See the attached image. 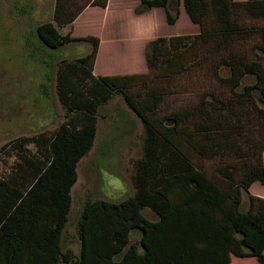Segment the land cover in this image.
<instances>
[{"label":"trees","instance_id":"1","mask_svg":"<svg viewBox=\"0 0 264 264\" xmlns=\"http://www.w3.org/2000/svg\"><path fill=\"white\" fill-rule=\"evenodd\" d=\"M108 1L56 0L53 21L36 29L49 48L85 42L91 50L56 67L66 121L49 137L0 149L18 157L16 168L0 176V264H264V198L250 192L254 183L264 185V56L243 49L257 38L264 55V0H140L136 15L162 7L169 25L183 2L200 32L151 41L146 60L153 75L97 77L100 39L74 37L72 29L85 9L106 8ZM65 27L71 30L62 35ZM193 69L206 71L216 87L191 109L160 117L159 80ZM115 95L145 131L142 157L134 162L136 193L86 201L75 256L64 249L72 189L80 161L94 146L100 111ZM257 126L259 140L250 133ZM30 144H43L44 153L33 156ZM213 159L223 164L209 175L203 163ZM147 208L156 221L145 216Z\"/></svg>","mask_w":264,"mask_h":264},{"label":"rangeland","instance_id":"2","mask_svg":"<svg viewBox=\"0 0 264 264\" xmlns=\"http://www.w3.org/2000/svg\"><path fill=\"white\" fill-rule=\"evenodd\" d=\"M34 1L0 0V149L8 142L26 137L39 138L44 133L49 137L66 121L67 112L57 94L56 67L60 63L75 61L91 50V45L85 42L71 43L59 49L45 46L37 36L36 29L43 23L53 21L51 5L31 4ZM132 1H120L121 10L109 23H106L104 12L98 9L93 10V16L84 17L77 26L78 36L96 35L103 39L98 73L136 66L138 71L143 70L142 74L153 75L143 57L145 36L152 37L156 33L170 36L177 32H192L195 28L186 16L180 18L177 26L166 23L164 17L156 22L152 17L140 20L129 9ZM158 12L163 11L158 9ZM248 21L256 25L261 23ZM69 31V27L59 28L62 35H67ZM156 38L149 40L146 48ZM121 40L125 45L123 50ZM257 40L250 41L243 49L262 59L264 55L255 47ZM158 85L164 95L160 117L191 109L210 88L216 87L211 76L200 69L186 71L169 80H159ZM100 114L95 149L79 165V179L72 191L70 221L64 234V249L71 250L75 256L80 254L77 221L86 201L109 200L110 197L124 199V196L120 197L122 186L119 182L122 181L125 190H131L132 194L131 178L136 173L133 160L141 158L143 153V125L121 95H115ZM261 131L257 126L250 133L259 140ZM9 150L0 154V176L3 177L16 168L18 160L15 152L9 155ZM27 150L33 156L44 153L43 144L27 145ZM100 154L105 155L103 160L98 159ZM227 162L238 163L234 158H229ZM222 164L218 159L203 163L209 175ZM253 191L264 196V186L259 183ZM134 237L138 238L139 234Z\"/></svg>","mask_w":264,"mask_h":264},{"label":"crops","instance_id":"3","mask_svg":"<svg viewBox=\"0 0 264 264\" xmlns=\"http://www.w3.org/2000/svg\"><path fill=\"white\" fill-rule=\"evenodd\" d=\"M120 1H122V0H109L108 1V6L106 7V8H101V7H88L87 9H85L83 12H82V14L78 17V19L74 22V24H73V29H72V36H74V37H82V36H78L77 34H76V29H77V26H78V24L79 23H81V21H82V19L84 18V17H86L87 15L88 16H93V10H101V11H103L104 12V16L106 17V23H109L111 20H114L113 19V16H115L116 17V15L118 14V12L121 10V5L119 4V2ZM235 1H237V2H246V1H248V0H235ZM139 3H140V0H133L132 1V4L129 6V9H131V13H133V16H135V17H137V18H139L140 20H142V19H144V18H147V17H152L153 19V22H156L155 20H158L159 18H162V17H164V19H165V22L167 23V17H166V11H165V9L164 8H162V7H156V8H153L150 12H148V13H146V14H143V15H136L135 14V12H134V10H135V7L137 6V5H139ZM31 4H39V5H43V6H46L47 4L48 5H51V8H50V15L51 16H53L54 15V9H55V4H56V0H35L34 2H32ZM158 9H159V11H163L162 13H160V12H158ZM130 11V10H129ZM95 12V11H94ZM116 14V15H115ZM182 16H186L188 19H189V21L191 22V23H193L192 21H191V19H190V17H189V15L187 14V12H186V10H185V7H184V4H183V2L181 3V5H180V15H179V18H178V20H177V22H176V24H174L173 26H177V24L179 23V21H180V18L182 17ZM193 26L195 27L194 28V30L192 31V32H182V33H173V34H171L170 36L169 35H164V36H161L162 34H160V33H156V35L155 34H153L152 35V37H146L145 36V38H146V40H145V44H144V47H143V57H144V60H145V65H146V55H145V48H146V44L148 43V41L149 40H152V39H154V37L156 36V37H171V36H178V35H195V34H198L199 32H200V27L197 25V24H194L193 23ZM63 29H67V27H65V28H63ZM69 29H70V27H69ZM71 30V29H70ZM88 36H95V37H97L96 35H88ZM154 36V37H153ZM84 37H86V36H84ZM99 38V37H98ZM100 39V38H99ZM102 45H103V39L101 38L100 39V47H99V51H98V56H97V59H96V63H95V67H94V74H95V76H122V75H134V74H142L141 72H143V70L142 71H138V69H137V67L136 66H129V67H127V68H125V69H122V68H120L121 70H117L116 68H114V70L115 71H113V72H111V73H98V68H99V59H100V56H101V48H102ZM120 45H121V50H123V48L125 47V45H124V41L123 40H121L120 41ZM89 53V52H88ZM86 55V54H85ZM85 55H83V56H85ZM105 106H107V105H105ZM104 106V107H105ZM103 107V108H104ZM102 108V109H103ZM101 109V110H102ZM100 113H101V111H100ZM99 119H100V117H99ZM99 119H98V123H99ZM142 124V123H141ZM97 136H98V127H97ZM96 139H97V137H96ZM95 145H96V140H95V143H94V146H93V148H92V150L90 151V153L95 149ZM89 153V154H90ZM88 154V155H89ZM87 155V156H88ZM86 156V157H87ZM86 157H84V158H86ZM83 158V159H84ZM105 158V155L104 154H100V156L98 157V159H100V160H103ZM82 159V160H83ZM139 158H137V159H135V160H133L134 162L136 161V160H138ZM263 159H264V155H263ZM81 160V161H82ZM81 161H80V163H81ZM80 163H79V165H80ZM79 165H78V179H79ZM131 182H132V186H133V190H132V194H131V190L130 191H127V190H125V183L122 181V182H119L120 184H121V186H122V194L120 195V197L121 196H124V199H126V198H128V197H131V196H134L135 195V193H136V189H135V185H134V176L131 178ZM260 184V183H259ZM255 185H257V183H254L252 186H251V188H250V192H251V194H253V195H255V196H257V197H261V198H264V196H262V195H260L259 193H254V191H253V188L255 187ZM262 185V184H261ZM262 186H264V185H262ZM74 188V187H73ZM72 191H73V189H72ZM107 200V199H106ZM109 200L110 201H116V200H118V201H121V200H123V199H112L111 197L109 198ZM144 214H145V216L147 217V218H149L150 220H152V221H156L158 218H157V216H156V214L151 210V209H149V208H147V209H145L144 210ZM250 263H252V264H261V263H259L257 260H252Z\"/></svg>","mask_w":264,"mask_h":264}]
</instances>
